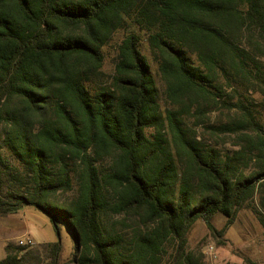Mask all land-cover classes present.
I'll return each mask as SVG.
<instances>
[{
    "label": "trees",
    "instance_id": "trees-1",
    "mask_svg": "<svg viewBox=\"0 0 264 264\" xmlns=\"http://www.w3.org/2000/svg\"><path fill=\"white\" fill-rule=\"evenodd\" d=\"M257 193L264 206V0H0V217L63 220L73 264H206L194 222L230 225ZM40 246L58 264L62 243ZM26 248L0 264H37Z\"/></svg>",
    "mask_w": 264,
    "mask_h": 264
},
{
    "label": "rangeland",
    "instance_id": "rangeland-1",
    "mask_svg": "<svg viewBox=\"0 0 264 264\" xmlns=\"http://www.w3.org/2000/svg\"><path fill=\"white\" fill-rule=\"evenodd\" d=\"M137 31L142 35V51L149 57L156 79L163 90L164 85L156 72V63L146 41L147 35L140 29ZM128 33L129 30H119L104 47L106 54L104 71L107 74L113 72L117 45ZM219 115V111L214 112L212 119H217ZM197 132L210 138L223 154L237 148L234 145V135L213 139L203 124ZM259 212L264 214V206L261 205V195L257 193L253 201L240 210L238 217L230 225L228 218L221 213L216 214L211 221L214 230L204 219H197L188 234L187 251L202 256L206 264H264V224ZM59 222L60 231L56 230L49 215L34 205H26L16 212L0 217V260L6 256L5 246L8 243L18 245L19 238L31 236L37 242L26 246L20 255L27 252L30 260L37 264H49L51 259L47 257L45 248L40 244L57 241L63 245L58 264H73L76 240L70 227L61 219ZM175 246V242L169 244L166 258L174 251Z\"/></svg>",
    "mask_w": 264,
    "mask_h": 264
},
{
    "label": "built area",
    "instance_id": "built-area-1",
    "mask_svg": "<svg viewBox=\"0 0 264 264\" xmlns=\"http://www.w3.org/2000/svg\"><path fill=\"white\" fill-rule=\"evenodd\" d=\"M19 244L23 246H31L35 243L34 239L31 236H23L19 238Z\"/></svg>",
    "mask_w": 264,
    "mask_h": 264
},
{
    "label": "crops",
    "instance_id": "crops-1",
    "mask_svg": "<svg viewBox=\"0 0 264 264\" xmlns=\"http://www.w3.org/2000/svg\"><path fill=\"white\" fill-rule=\"evenodd\" d=\"M32 238L34 239V241H36L34 237H32ZM36 242H37V241H36Z\"/></svg>",
    "mask_w": 264,
    "mask_h": 264
}]
</instances>
